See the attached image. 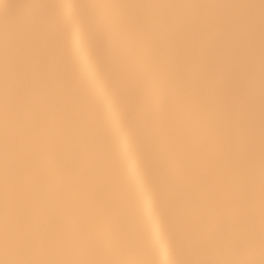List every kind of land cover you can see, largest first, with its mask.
Instances as JSON below:
<instances>
[{"label": "clouds", "instance_id": "obj_1", "mask_svg": "<svg viewBox=\"0 0 264 264\" xmlns=\"http://www.w3.org/2000/svg\"><path fill=\"white\" fill-rule=\"evenodd\" d=\"M260 3L36 0L0 27V264H264Z\"/></svg>", "mask_w": 264, "mask_h": 264}, {"label": "snow or ice", "instance_id": "obj_2", "mask_svg": "<svg viewBox=\"0 0 264 264\" xmlns=\"http://www.w3.org/2000/svg\"><path fill=\"white\" fill-rule=\"evenodd\" d=\"M260 7L264 10V0H261ZM261 46H262V82H261V172H260V225L261 236L264 241V16L261 21ZM205 89L199 85L192 91L194 101L203 99L202 93ZM245 103L250 107L251 92L243 93ZM215 101L211 96L208 97V106L211 107ZM237 166L242 176V203L245 209L246 222L249 229L254 226L255 216V189L254 175L251 168L250 152L245 151L241 154ZM182 264H200V262H182Z\"/></svg>", "mask_w": 264, "mask_h": 264}, {"label": "bare ground", "instance_id": "obj_3", "mask_svg": "<svg viewBox=\"0 0 264 264\" xmlns=\"http://www.w3.org/2000/svg\"><path fill=\"white\" fill-rule=\"evenodd\" d=\"M4 1L17 7L11 13H8L9 15L7 14L0 19V27L7 26L13 30L20 29L29 19L28 17L25 18L29 13V5L35 3L36 0H0V4Z\"/></svg>", "mask_w": 264, "mask_h": 264}, {"label": "rangeland", "instance_id": "obj_4", "mask_svg": "<svg viewBox=\"0 0 264 264\" xmlns=\"http://www.w3.org/2000/svg\"><path fill=\"white\" fill-rule=\"evenodd\" d=\"M5 5L8 6L7 9H5V7H4ZM15 7H17V6H14V4H12L10 2H6V1L2 2L0 4V19L2 17L6 16L8 13H11L15 9ZM27 17L29 18L28 15L25 16V18H27Z\"/></svg>", "mask_w": 264, "mask_h": 264}]
</instances>
